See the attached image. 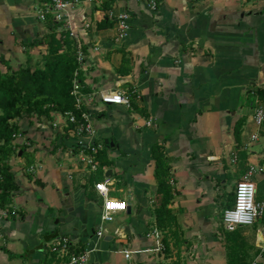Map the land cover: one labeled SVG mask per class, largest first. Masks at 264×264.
<instances>
[{
  "label": "crops",
  "instance_id": "1",
  "mask_svg": "<svg viewBox=\"0 0 264 264\" xmlns=\"http://www.w3.org/2000/svg\"><path fill=\"white\" fill-rule=\"evenodd\" d=\"M71 1L67 30L84 53L81 91L104 149L91 171L62 112L17 120L22 139L9 161L17 189L0 209L9 213L0 220V264H59L50 246L62 237L71 252L90 253L88 264H227L221 226L247 264H264V214L234 230L221 220V199H234L226 190L232 174L238 183L250 166L256 201L264 203V124L253 121L264 103V0ZM42 5L0 0V70L45 50L26 47L50 32ZM110 11L130 15L123 41ZM122 91L140 99L132 95L130 106L101 99ZM156 148L170 168L171 230L158 226ZM98 182L130 208L105 225L101 239Z\"/></svg>",
  "mask_w": 264,
  "mask_h": 264
},
{
  "label": "trees",
  "instance_id": "2",
  "mask_svg": "<svg viewBox=\"0 0 264 264\" xmlns=\"http://www.w3.org/2000/svg\"><path fill=\"white\" fill-rule=\"evenodd\" d=\"M50 21V32L26 45L29 50L41 46L45 48L42 65L33 66L28 58L26 66L20 65L16 69L9 67L4 74L0 72V209L9 205L17 189L9 164L16 152L14 136L21 134L17 120L23 115L42 117L51 111L73 109L70 93L74 73L79 68L76 59L77 43L68 30L64 31L62 23ZM154 155V176L161 195V206L157 211L158 226L162 230H171L174 218L172 212L165 209L172 198L168 159L160 148L155 149ZM172 234H175L173 230ZM225 238L229 244L226 247L227 264H247L243 256L237 255L240 247L235 245L236 238H230V233Z\"/></svg>",
  "mask_w": 264,
  "mask_h": 264
},
{
  "label": "built area",
  "instance_id": "3",
  "mask_svg": "<svg viewBox=\"0 0 264 264\" xmlns=\"http://www.w3.org/2000/svg\"><path fill=\"white\" fill-rule=\"evenodd\" d=\"M35 1V0H33ZM43 1V10L40 12L39 18L45 21L50 16L54 21L62 23L67 30V14L68 9L73 4L71 0H36ZM199 1V0H198ZM149 7L152 10L157 9V3L150 1ZM107 19L113 21L116 25V41H123L129 35L130 31V15L128 12L114 13L108 12ZM69 31V30H68ZM71 33V31H69ZM72 36V34H71ZM73 37V36H72ZM76 59L79 68L74 73L71 96L73 98V109L62 112L66 119V127L74 138V143L79 149V160L81 163L89 167L91 171L97 170L96 157L104 149V143L97 140V131L94 127L90 109L86 105L85 96L82 94V85L80 82V68L84 62V53L80 46L77 45ZM135 91H122L116 94H105L101 99L105 103L114 105L131 104V97ZM139 100V95H134ZM254 124L261 127L264 124V103H258L255 108ZM153 125L152 120L146 122V126ZM57 126L56 123L53 124ZM15 141L22 139L21 134L14 136ZM253 140L257 139V135L252 136ZM255 166H250L241 181L236 184L234 192V200L230 207H226L222 213V224L227 230H234L238 227L251 226L255 220L264 214V203L256 201V185L251 180V175L256 171ZM94 189L103 199L102 211L100 215V225L96 231V237L103 238L107 234L106 224L115 221V215L124 213L128 210L129 203L126 199L111 198L108 196L109 189L107 182L95 183ZM8 211L0 213V220L8 217ZM156 237L159 233L154 230L152 232ZM118 234V232H117ZM72 244L67 237L58 238L51 243L50 251L58 255L62 260L59 264H88L90 253L82 251L78 253L71 252ZM130 253H125V257L129 258ZM251 264H258L253 261Z\"/></svg>",
  "mask_w": 264,
  "mask_h": 264
},
{
  "label": "rangeland",
  "instance_id": "4",
  "mask_svg": "<svg viewBox=\"0 0 264 264\" xmlns=\"http://www.w3.org/2000/svg\"><path fill=\"white\" fill-rule=\"evenodd\" d=\"M44 49V48H43ZM31 50V49H30ZM28 48H27V51H30ZM46 54V51L45 50H40V49H38V51H37V54H32V53H27L26 54V59H25V62L24 63H22V65L23 66H26L27 65V59L28 58H30L31 59V63H32V65L33 66H35V65H42V63H43V59H42V57L44 56ZM14 69V68H13ZM16 69V68H15ZM0 71H3V74L7 71V68H5V69H3V70H0ZM16 143V142H15ZM232 179H233V181H232V184L230 183L229 185H227V187H226V190H227V192H232L233 193V195H234V192H235V188H236V183L237 182H235V175H233L232 174ZM117 187V186H116ZM234 198V197H233ZM228 199V196H226V198L224 197V198H222L221 199V204H222V209H221V217H222V213H223V211L225 210V208L226 207H224V206H226V204L227 203H229V204H231L232 202H230V201H228L227 200ZM234 200V199H233ZM232 200V201H233ZM224 207V208H223ZM153 214L155 215V213L153 212ZM214 227H216V226H214ZM217 228V227H216ZM218 232H219V234L221 235V236H225L226 235V230L221 226V228L219 227L218 228Z\"/></svg>",
  "mask_w": 264,
  "mask_h": 264
},
{
  "label": "water",
  "instance_id": "5",
  "mask_svg": "<svg viewBox=\"0 0 264 264\" xmlns=\"http://www.w3.org/2000/svg\"><path fill=\"white\" fill-rule=\"evenodd\" d=\"M105 143L107 144L108 142H107V141H105ZM111 144H112V143H111ZM127 212H128V213L130 212V208H128Z\"/></svg>",
  "mask_w": 264,
  "mask_h": 264
}]
</instances>
